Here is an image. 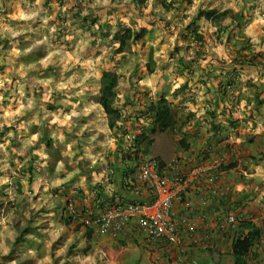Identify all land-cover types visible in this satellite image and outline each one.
I'll return each instance as SVG.
<instances>
[{
    "label": "clouds",
    "instance_id": "9594fccd",
    "mask_svg": "<svg viewBox=\"0 0 264 264\" xmlns=\"http://www.w3.org/2000/svg\"><path fill=\"white\" fill-rule=\"evenodd\" d=\"M167 3L172 5L173 0ZM241 14L242 24L237 19ZM87 17L95 23H84ZM238 24L239 32L229 44L228 32ZM105 25L111 30L102 36ZM222 29L228 31L219 37ZM128 30L133 37L118 52L120 34ZM193 35L203 37V43ZM0 41L10 46L5 51L0 43V204L15 205L0 208V264H108L100 244L87 254L80 251L88 248L83 229L76 232L75 225L56 219L52 210L64 199L54 191L64 192L71 185L88 196L89 174L93 186L106 183L109 153L116 151L121 139L126 146L132 141L118 129L136 123L145 94L151 102L165 100L178 116L195 114L189 128L199 121L202 133L211 126L207 113L215 111L216 123L227 129L229 144H244L248 134L264 135V111L253 113L246 86L248 81L264 85V77L234 63L238 50L234 46L243 41L250 42L252 52L264 53V0H175L168 9L161 0H0ZM27 57L34 59L21 60ZM181 62L190 64L191 72L180 71ZM233 69L239 71V86L230 89L216 108L209 90L218 88ZM109 71L118 78L112 99V107L120 111L115 128L101 102L104 73ZM252 115L254 119H248ZM229 120H239L240 128H230ZM150 123L139 120V125ZM26 168L33 174H22ZM252 168L251 174L241 170L246 180H264V163ZM233 179L237 193L251 187L236 175ZM17 183L23 185L22 194ZM88 202L84 200L85 205ZM41 209L47 214L31 225L40 235L26 237L41 246L39 251L30 248L5 262L21 230ZM74 244L78 251L69 256Z\"/></svg>",
    "mask_w": 264,
    "mask_h": 264
},
{
    "label": "crops",
    "instance_id": "0c3cea01",
    "mask_svg": "<svg viewBox=\"0 0 264 264\" xmlns=\"http://www.w3.org/2000/svg\"><path fill=\"white\" fill-rule=\"evenodd\" d=\"M147 98H143L145 105L151 102L146 101ZM129 103L135 106L133 101H129ZM260 113H262L261 110ZM254 114L257 113L254 112ZM177 118L179 119L181 116L177 114ZM194 119L195 117L180 131L177 127L172 133L157 135L156 142L150 150L151 154L155 152L157 144L160 143V148L158 152L154 153L152 159L158 158L163 163L169 161L168 155L170 153L176 152L182 170L188 178L191 177L192 171L197 167L210 168V159L214 155L224 158V166L235 163L233 168L222 170L219 173L215 171L218 173L216 181L217 195L208 194L204 177L196 178L190 184L185 198L190 201L193 207L191 216L196 224V232L192 237H184L178 248L163 243L155 249H149L140 234H122L116 238L100 236L91 224L85 225L70 216L69 207H72L84 218L93 219L110 207L132 202L149 204L155 199V195L151 190L137 184L136 171L134 175L128 176L131 165L126 161L119 160L117 148L114 153H109L107 157L109 163L106 166L108 170L106 183H98L93 186L89 174L88 196L85 195L83 189H73L71 185L65 186L64 192L59 189L54 191V195L64 199L62 205H58L56 209L52 210L56 213V219L65 225H75L74 231L76 232L81 229L84 230V239L88 242V248L80 251L87 254L95 245L100 244L107 253L105 260L108 264H154V259L157 256L160 257L158 264H199L200 259L204 260V264H221L226 261L224 257H232L231 241L238 231L239 225L249 222L260 230L261 236L259 243L251 250L247 258V264H264V199L261 198V193L264 192V180H246L241 172L243 170V172H250L251 174L254 171L252 166L264 163V135L248 134L245 137L246 142L236 146L227 143L226 130L220 136H216L221 139V142H218L217 138V140H212V144L209 146L207 144L211 137L209 129L208 133H202V125L199 121H196L189 128ZM248 119H254V115L249 116ZM216 120L217 116L215 123ZM232 121L237 123L235 129L240 128L241 123L239 120ZM138 124L135 123L130 127H125L129 135L133 134L135 129L140 126ZM186 128H189V130L186 131ZM166 134H178V136L174 137V140L172 138L173 141H171L167 136L164 137L165 139L163 138V135ZM181 144H187L188 149L184 150ZM127 147L124 145L123 150L128 151ZM49 148H51L50 142ZM101 170L95 169L97 172ZM22 174L26 173L23 172ZM234 175L239 177L240 182H247L251 187L243 193L235 192L233 187L236 183V180L233 179ZM16 189L18 193H23V185L17 183ZM72 191H75V196L71 195ZM85 199L89 201L87 205L84 204ZM202 199L206 200L207 204L205 206L201 204ZM14 206L11 203L7 206L0 204V208L11 209ZM174 209L176 215L182 214L180 205H175ZM47 212V209H41L28 222V226L21 230V243L13 246L9 256L4 257L5 262L19 258L30 248H36L39 251L41 246L27 240L26 237L30 233L40 235L37 229L31 225L38 216L46 215ZM229 216H233L237 220L233 227L224 225L226 218ZM17 227L19 228V225ZM73 250H77L76 245ZM26 264H32V262L28 261Z\"/></svg>",
    "mask_w": 264,
    "mask_h": 264
},
{
    "label": "built area",
    "instance_id": "2783aa9c",
    "mask_svg": "<svg viewBox=\"0 0 264 264\" xmlns=\"http://www.w3.org/2000/svg\"><path fill=\"white\" fill-rule=\"evenodd\" d=\"M224 163V158H214L210 168L197 167L188 178L178 158L174 157L162 165L155 159L142 158L135 178L137 184L154 193L155 199L151 203L134 202L110 207L93 219L84 218L72 207H69L68 212L73 219L85 225L91 224L100 236L116 238L122 234L136 233L143 237L149 249H155L163 243L178 248L184 237L191 238L196 232V224L191 216L193 207L185 198L186 191L196 178L204 177L208 194L217 195L216 169ZM145 171H148L147 179L144 178ZM177 204L180 205L182 214L176 215L174 206ZM201 204L205 206L206 200L202 199ZM236 222L233 216H229L224 225L234 226ZM159 261L160 257H155L154 264Z\"/></svg>",
    "mask_w": 264,
    "mask_h": 264
},
{
    "label": "trees",
    "instance_id": "16d2710c",
    "mask_svg": "<svg viewBox=\"0 0 264 264\" xmlns=\"http://www.w3.org/2000/svg\"><path fill=\"white\" fill-rule=\"evenodd\" d=\"M142 3L143 0H140ZM168 4L167 6H169ZM172 6V5H170ZM201 14H206L209 15L210 17L214 15V13H201ZM223 17H217V19H222ZM240 22L244 21V17L241 14L240 17L237 18ZM88 18H84V21H87ZM93 23H95V20H92ZM88 23V22H87ZM108 28V25H105L101 35L106 36V29ZM238 28V25L237 27ZM144 31V30H142ZM227 29H222L221 33L227 32ZM133 33L128 30L124 31L120 34V38L122 41L121 49L117 50L118 52H122L124 48L127 46V42L132 39ZM139 38V36L137 37ZM193 38L202 42V37L195 36L193 35ZM246 45H244L241 49L242 52H249V55H240L238 54L236 56V60L234 61L235 64H238L240 66L244 64H248L252 67L254 66H259L261 68V72L264 75V54L263 53H254L251 50V44L248 41H245ZM183 64V62H181ZM185 66V69L191 65H182V67ZM152 65H149V70H152ZM184 68H180V71H184ZM228 78L224 81V89L221 91V97L215 95V107H219V103L223 101L227 97L228 90L238 87V82L237 78L239 76V71L238 70H232L229 72ZM117 77L114 72L109 71L104 73L103 77V97H102V103L105 107V111L110 115L112 118V123H110L111 128H115L116 125L114 121L116 119L120 118V111L119 109L113 108L112 107V99L114 98L115 93L113 92V89L116 86V81ZM237 85V86H236ZM221 86V83L220 85ZM218 86V87H219ZM187 87V85L185 86ZM251 92V98H249V105L253 106L252 111L253 113L259 114L260 110L264 108V85H260V87H255ZM219 99V100H218ZM177 111L173 110L168 103L160 99L157 102H150L148 105H145L142 111L138 112V118L136 117V123H139L140 119L148 120L151 123L148 124L147 126L145 125H140L138 128L135 129V132L133 134L131 133L132 136V141L131 145L128 146V151H124L123 147L125 145L123 139L120 140L119 145H118V158L121 161H126L128 164L131 165V168L128 172V176L134 175L138 164L142 158H147L150 154L151 148L154 146L156 142V136L160 134H165V133H172L175 129L180 131L183 129L195 116L194 114H189L187 117H182L177 118ZM207 116L211 117L210 121V132H211V137L208 140V145L210 146L212 143V140H217L220 134H222L225 129L223 125L221 124H216L215 119H216V112L215 111H209L207 113ZM229 127L232 129H235L237 126L236 122H233L232 120L228 121ZM118 131L122 133L124 136L129 135L127 132V129L125 127L119 128ZM218 142H221V139L218 138ZM183 149L186 150L188 149L187 144H181ZM156 161L160 162L161 165L163 162L155 158ZM235 167V163H230L227 166H224L222 164L220 167H218L216 170L219 173L222 170H228L229 168ZM31 168H26L24 169V173H30L32 174ZM127 174V173H126ZM32 181L30 180L29 183ZM260 230L256 228L253 224L249 222H244L241 223L238 227V231L235 233V236L233 237L231 241V255H232V264H247V258L249 257L251 250L259 243L260 240ZM21 235H19L17 241L15 244L21 243Z\"/></svg>",
    "mask_w": 264,
    "mask_h": 264
},
{
    "label": "rangeland",
    "instance_id": "374dc122",
    "mask_svg": "<svg viewBox=\"0 0 264 264\" xmlns=\"http://www.w3.org/2000/svg\"><path fill=\"white\" fill-rule=\"evenodd\" d=\"M51 2V0H49V3ZM161 2L163 3V6L166 8V9H168V8H171V7H173L174 6V4H175V0H173V4H172V6H167L168 5V3H167V0H161ZM45 6H48L47 4L45 5ZM88 18V20L87 21H84V23H86L87 24V22H89L90 20L92 21L94 18H92V17H87ZM244 21H241V24L243 23ZM241 24H238V28H236V29H234L233 30V32H228V42H229V44H231V42H232V40L234 39V35L236 34V33H238L239 32V29H240V27H241ZM110 30H111V26H109L108 25V28L106 29V31L107 32H105L106 33V35L110 32ZM222 31V30H221ZM223 34L224 33H220L219 34V37H222L223 36ZM62 37H63V33H61L60 34V36L58 37L59 39H61L62 40ZM218 37V38H219ZM0 43H2L3 45H4V50L5 51H7V50H9V44H8V42L7 41H0ZM203 43V37H202V42H201V44ZM246 42L245 41H243L242 43H240V44H238V45H236V46H234V47H236L238 50H237V52H236V56L238 55V54H240V55H245L244 53L245 52H247V51H245V52H242L241 51V49H242V47L244 46V45H246L245 44ZM176 51H179V49L177 48L176 49ZM249 53V52H248ZM36 55H39V54H36ZM199 55H202V53H198V56ZM245 56H247V55H245ZM32 59H34V57H27V58H21V60L23 61V62H25V63H27V62H30ZM182 65L183 64H181V68H184L183 70H187V71H189V72H191V66H189V67H187V69H185V66H183L182 67ZM190 65V64H189ZM241 68H252V69H255V70H258L259 71V73H260V75H261V77H264V75L262 74V72H261V68L259 67V66H254V67H252V66H250V65H248V64H244V65H242L241 66ZM0 70H2V69H0ZM233 70H236V69H233ZM50 71H51V69H50ZM112 72H114V71H112ZM231 72V71H230ZM227 74H229V72H227V73H225L224 74V79L221 81V86H219L218 88H215V89H210L209 91L210 92H212V93H214V95H216V96H220L221 95V91L224 89V81L228 78V75ZM209 76L211 77V73H209ZM201 83H204V81H201ZM237 86V85H236ZM248 88H249V90H252L253 88H255V87H260V85H257V84H254V83H252V81H248V83H247V85H246ZM236 88V87H235ZM229 91V90H228ZM264 94V93H263ZM145 95H147V94H145ZM221 97V96H220ZM143 98H147V96H143ZM216 98V97H215ZM146 101L148 100V98L147 99H145ZM219 100V99H218ZM211 102L212 101H208V103H210L211 104ZM130 104V103H129ZM145 107V106H144ZM261 111H264V108H262L261 109ZM138 115V112L137 113H135V115ZM195 115V114H194ZM136 117V116H135ZM183 117V116H182ZM195 117V116H194ZM138 118V117H137ZM138 126H139V124H138ZM168 137L171 141H173L174 140V137H177L178 136V134H166V135H163V138L164 137ZM172 138H173V140H172ZM165 139V138H164ZM180 142V141H179ZM164 146H166V145H164ZM160 148V143H158L157 144V146H156V148H155V152H153L152 154L150 153L149 155L150 156H148L147 158L148 159H152L153 158V156H154V153H156V152H158V149ZM179 149H180V147H179ZM169 157V158H168ZM168 159H169V161H171L174 157L175 158H178V156H176V152H172V153H170L169 155H168ZM214 158H220V156H218V155H214L210 160L212 161ZM168 161V162H169ZM168 162H166V163H168ZM23 172H25L24 170H23ZM33 172H34V170H32V174H33ZM26 174H29V175H31V172L30 173H26ZM5 188H7V187H9L8 185H5L4 186ZM6 210H7V208H6ZM75 246V244L72 246V248H70L69 249V253H68V255L69 256H72V255H74V254H76L77 253V250L75 251V250H73V247ZM54 251H55V246H54ZM224 259H226V261L224 262V263H221V264H232V262H233V260H232V257L231 256H227V258L226 257H224ZM203 259H200V261H199V264H204L203 263Z\"/></svg>",
    "mask_w": 264,
    "mask_h": 264
}]
</instances>
